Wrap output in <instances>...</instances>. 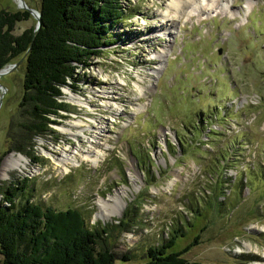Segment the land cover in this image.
<instances>
[{"label":"rangeland","instance_id":"obj_1","mask_svg":"<svg viewBox=\"0 0 264 264\" xmlns=\"http://www.w3.org/2000/svg\"><path fill=\"white\" fill-rule=\"evenodd\" d=\"M24 2L39 9L40 0ZM18 4L0 0V9L24 10ZM125 5L126 16L134 14L111 27L112 43L58 85L65 107L46 115L48 130L25 153L11 149L8 131L20 113L26 55L0 75V201L7 186L28 178L33 201L75 207L89 226L112 225L108 246L118 256L135 254L118 264L143 260L147 246L167 238L176 223L186 233L170 251L200 233L182 254L189 260L264 264V0ZM35 24L30 13L12 32ZM209 129L218 133L211 141ZM62 148L77 156L99 148L103 155L95 165L80 160L62 172ZM18 154L25 166L3 172ZM217 164L220 185L208 172ZM121 187L127 188L122 209L96 216L97 199Z\"/></svg>","mask_w":264,"mask_h":264},{"label":"trees","instance_id":"obj_2","mask_svg":"<svg viewBox=\"0 0 264 264\" xmlns=\"http://www.w3.org/2000/svg\"><path fill=\"white\" fill-rule=\"evenodd\" d=\"M126 3L127 0H40V27L34 31L32 25L19 34L12 32L16 22L28 19L30 13L26 9H0V68L26 53L20 113L9 123L11 149L27 152L34 136L48 130L46 115L65 107L57 100L61 94L58 85L72 75L77 64L112 43L110 28L134 14L126 16ZM212 136L218 133L209 129L206 137L211 141ZM177 139L187 142L183 136ZM197 141L199 145L202 140L198 137ZM225 160L223 157L213 162L220 164ZM218 164L210 165L208 172L220 185L225 180L216 168ZM28 183V178H24L3 192L0 264H118L119 260L133 258L134 253L118 256L108 246L112 225L89 226L75 207L58 209L33 201L27 195ZM183 222L188 223L186 219ZM120 225L125 226L124 220ZM185 233L183 225L176 223L167 238L147 246L144 259L134 264H207L182 255L199 240L200 233L183 249L170 251Z\"/></svg>","mask_w":264,"mask_h":264},{"label":"bare ground","instance_id":"obj_3","mask_svg":"<svg viewBox=\"0 0 264 264\" xmlns=\"http://www.w3.org/2000/svg\"><path fill=\"white\" fill-rule=\"evenodd\" d=\"M173 6L176 7L178 6V2H174ZM72 98V97H70ZM73 100L77 101L76 97H73ZM79 102V100H78ZM73 124L76 127L81 126V122L80 121H74ZM86 128H88V126L86 125ZM82 128L80 130H77V132H82ZM63 132H67L70 135H74L76 131H71V129H69L68 127H64L62 129ZM73 154H69L65 148H62L61 150V154L60 156L57 158V163L61 168L62 172H65L66 170H68L69 166H77L79 165V161L80 160H86L88 162H90L91 164L95 165L98 163V161L100 160L99 157H101L103 155V153H101L100 149L98 148L96 151H89V150H85V153H79L78 156L75 155V153H77L78 151H73ZM54 160V159H53ZM56 162V161H54ZM25 166V157L21 154H18L17 156L11 155V157L4 163L2 171H6L10 168H21ZM1 171V172H2ZM6 174V173H5ZM4 174V175H5ZM130 174V178L131 180H134L133 174L132 172L129 173ZM126 187H121L119 189L114 190L113 194H109L108 198H102L99 197L96 201L99 210L96 212V216H102V217H109L112 216L113 214H116L117 212H119L122 207H123V199L122 196L125 195L126 193Z\"/></svg>","mask_w":264,"mask_h":264},{"label":"water","instance_id":"obj_4","mask_svg":"<svg viewBox=\"0 0 264 264\" xmlns=\"http://www.w3.org/2000/svg\"><path fill=\"white\" fill-rule=\"evenodd\" d=\"M19 1V4H18V7L19 8H22V9H26L29 13H31L35 18H36V24H35V28H34V31H36L39 27H40V11L39 9H35V8H32V7H28L27 4L24 2V0H18ZM26 55L23 54V57L21 59L24 58V56ZM19 62L15 63V62H11V63H8L6 64L4 67L0 68V75L1 74H4L6 72H9L10 70H12ZM0 87L2 88V85L0 84ZM1 98V96H0ZM1 101V99H0Z\"/></svg>","mask_w":264,"mask_h":264}]
</instances>
